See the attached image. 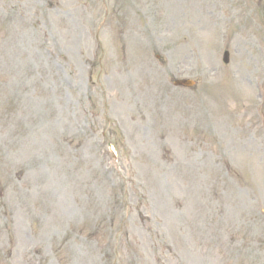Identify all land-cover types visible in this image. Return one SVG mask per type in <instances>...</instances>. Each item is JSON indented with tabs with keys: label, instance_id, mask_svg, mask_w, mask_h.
I'll return each instance as SVG.
<instances>
[{
	"label": "rangeland",
	"instance_id": "374dc122",
	"mask_svg": "<svg viewBox=\"0 0 264 264\" xmlns=\"http://www.w3.org/2000/svg\"><path fill=\"white\" fill-rule=\"evenodd\" d=\"M0 264H264V0H0Z\"/></svg>",
	"mask_w": 264,
	"mask_h": 264
},
{
	"label": "water",
	"instance_id": "95a60500",
	"mask_svg": "<svg viewBox=\"0 0 264 264\" xmlns=\"http://www.w3.org/2000/svg\"><path fill=\"white\" fill-rule=\"evenodd\" d=\"M223 61L225 63H228V54L227 53L224 54V60ZM176 85H188L189 86V85H191V83L188 81H180V82H177Z\"/></svg>",
	"mask_w": 264,
	"mask_h": 264
}]
</instances>
